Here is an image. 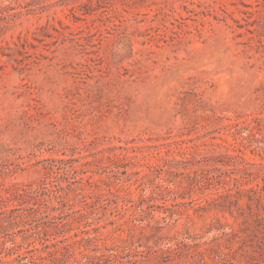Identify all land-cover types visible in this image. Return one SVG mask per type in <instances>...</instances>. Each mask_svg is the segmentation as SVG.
<instances>
[{
	"label": "rangeland",
	"instance_id": "374dc122",
	"mask_svg": "<svg viewBox=\"0 0 264 264\" xmlns=\"http://www.w3.org/2000/svg\"><path fill=\"white\" fill-rule=\"evenodd\" d=\"M264 264V0H0V264Z\"/></svg>",
	"mask_w": 264,
	"mask_h": 264
},
{
	"label": "trees",
	"instance_id": "16d2710c",
	"mask_svg": "<svg viewBox=\"0 0 264 264\" xmlns=\"http://www.w3.org/2000/svg\"><path fill=\"white\" fill-rule=\"evenodd\" d=\"M118 255H109L106 257V262H104L103 264H118ZM133 264H139V262L137 260L135 261H131ZM89 264V263H86ZM101 264V263H98Z\"/></svg>",
	"mask_w": 264,
	"mask_h": 264
}]
</instances>
